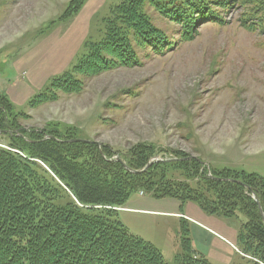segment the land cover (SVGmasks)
Returning a JSON list of instances; mask_svg holds the SVG:
<instances>
[{
  "label": "rangeland",
  "instance_id": "374dc122",
  "mask_svg": "<svg viewBox=\"0 0 264 264\" xmlns=\"http://www.w3.org/2000/svg\"><path fill=\"white\" fill-rule=\"evenodd\" d=\"M68 1L0 0L1 87L17 74V66L26 70L29 65L40 64L43 57L53 59L56 54L51 49L69 31L74 33L79 23L72 25L77 18L84 21L83 34L89 27L90 38L98 42L104 37L101 19L108 13L112 0H86L72 22L57 23L40 33L45 23L61 15ZM142 11L172 43L169 50L164 48L163 53L156 54L137 48V66L112 64L92 77L84 75L89 73L86 69L71 75L68 72L48 85L53 76L67 68L60 70L48 81L45 79V85L33 88L30 95H37L47 87V97L53 95V100L34 108L27 106L28 101L17 106L29 115L20 124L39 129L55 127L76 139L110 147V158H104L107 161L121 159L126 163L124 158L134 147L146 145L156 151L152 162L170 159L178 153L199 159L204 170L210 166L217 170L257 172L264 177V28L262 31L244 28L239 20L244 8L235 3L229 9L217 8L222 21L192 18V24L196 25L193 36L182 40V27L173 18L163 16L147 3ZM250 18L248 23L258 22ZM115 23L118 29H127L118 20ZM23 55H30L32 61L23 60ZM87 59L88 64L91 60ZM74 80L81 82L82 90L66 93L63 86H70ZM6 141L0 136V148H9ZM80 154H86L87 158L80 156L87 164L94 160L87 149ZM117 168L104 173L116 176L118 172L112 181L120 177L132 192L122 206L105 208L117 212L118 220L130 233L159 246L166 264H174L181 251L179 232L183 222L177 229L176 219L140 213L146 208L144 203L152 204L163 198H155L148 191L144 180L150 175L136 179ZM188 170L183 164L163 165L156 170L160 177L155 179L175 183L173 189L183 184L182 187L190 186L212 195L208 184L191 177ZM150 179L154 181V177ZM225 221L236 231L241 226L239 217ZM236 251L242 256L228 254L229 261L213 264H254L251 256Z\"/></svg>",
  "mask_w": 264,
  "mask_h": 264
},
{
  "label": "trees",
  "instance_id": "16d2710c",
  "mask_svg": "<svg viewBox=\"0 0 264 264\" xmlns=\"http://www.w3.org/2000/svg\"><path fill=\"white\" fill-rule=\"evenodd\" d=\"M84 1L69 0L61 15L45 23L40 33L71 20ZM112 1L106 17L101 19L104 37L96 42L87 34L80 54L63 73L53 76L48 85L64 78L68 72L71 75L86 69L89 73L84 75L92 77L114 65L137 66V48L156 54L163 53L161 49H170L168 46L172 43L167 36L156 30L143 13L145 3L181 26L182 40L193 36L196 25L192 24V18L222 21L217 8L229 9L235 3L244 8L239 17L244 28H261V31L264 28V0ZM250 17L258 22L248 23ZM116 20L127 29H118ZM88 57L91 61L87 64ZM63 88L66 93H79L82 84L74 80ZM45 89L32 96L27 106L34 108L53 100L54 96L48 98ZM27 118L28 113L18 109L0 91V136L6 138L9 147L0 148V264H166L156 245L130 233L118 220L117 212L105 208L122 206L132 192L120 177L112 181L118 172L116 176L104 173L116 166L123 174L136 179L150 175L144 181L155 198H177L181 204L193 203L205 214L219 219L239 217L237 250L251 256L254 264L264 263V218L258 207L259 204L264 216V177L261 174L210 169V166L204 170L199 159L178 153L133 173L125 166L132 170L145 168L156 154L151 146L134 147L124 158L126 163L121 159L107 161L104 158H110V147L106 149L87 140L72 141L77 137L55 127H24L20 120ZM84 149L94 158L90 164L81 159L80 155L87 158L86 154H80ZM176 163L187 166L191 177L208 184L212 195L190 186L182 187L183 184L181 188L176 185L177 190L173 191L171 186L175 183L165 184L155 179L160 177L155 173L160 166ZM152 177L154 181H149ZM180 228L181 251L175 256L174 264H213L193 248L184 222Z\"/></svg>",
  "mask_w": 264,
  "mask_h": 264
},
{
  "label": "crops",
  "instance_id": "0c3cea01",
  "mask_svg": "<svg viewBox=\"0 0 264 264\" xmlns=\"http://www.w3.org/2000/svg\"><path fill=\"white\" fill-rule=\"evenodd\" d=\"M77 23H79V25L76 30L74 29V33L69 31L64 37L59 39L56 48L51 49L56 54L53 59L50 57H43L41 58V63L37 65L35 64L37 60H35L32 64L35 65H29L26 70H24L25 68L17 66V74H15L13 79L11 81L8 80L4 87L0 86V91L4 93L15 106L28 101L31 98L30 95L33 94V88L43 85L46 80L48 81L51 76L58 74L60 70L66 69L73 61L72 59L75 58L76 53L79 51L89 29L88 27L87 33L83 34L84 21L80 20L79 22L77 18V21L72 27L75 24L77 25ZM70 33H72V35L68 38L67 36ZM22 58L23 60L32 61L30 55L27 57L23 55ZM23 72L25 75L20 78L19 75ZM176 200L177 199L174 198L156 199L152 204L144 203L146 205L144 211L141 209L139 210L142 211L140 213H153L176 219L175 228H177V225L179 226L181 222L187 224L193 248L206 256L212 263H225L229 261L230 258L227 257L228 254L233 255V253H236L240 255L238 254L239 252L236 251L237 231L229 222L205 214L193 203L186 202L181 204ZM162 201L166 203H159Z\"/></svg>",
  "mask_w": 264,
  "mask_h": 264
},
{
  "label": "water",
  "instance_id": "95a60500",
  "mask_svg": "<svg viewBox=\"0 0 264 264\" xmlns=\"http://www.w3.org/2000/svg\"><path fill=\"white\" fill-rule=\"evenodd\" d=\"M85 141V140H83V139H75V140H72V141ZM189 158V157H188ZM119 160V159H118ZM156 161H158V160H156ZM152 163V161H150V162H148V164L145 166V168H143L142 170H132V169H130V168H128L127 166H125V168L128 170V171H131V172H133V173H139V172H142V171H144L150 164ZM257 203H258V201H257ZM258 207H259V210H260V213H261V216H262V218H264V216H263V214H262V210H261V207L259 206V204H258Z\"/></svg>",
  "mask_w": 264,
  "mask_h": 264
}]
</instances>
